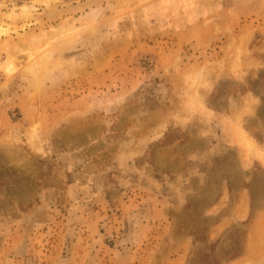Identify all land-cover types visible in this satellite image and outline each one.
Returning <instances> with one entry per match:
<instances>
[{
	"label": "rangeland",
	"instance_id": "1",
	"mask_svg": "<svg viewBox=\"0 0 264 264\" xmlns=\"http://www.w3.org/2000/svg\"><path fill=\"white\" fill-rule=\"evenodd\" d=\"M47 1L118 7L0 68V264H264V0Z\"/></svg>",
	"mask_w": 264,
	"mask_h": 264
},
{
	"label": "bare ground",
	"instance_id": "2",
	"mask_svg": "<svg viewBox=\"0 0 264 264\" xmlns=\"http://www.w3.org/2000/svg\"><path fill=\"white\" fill-rule=\"evenodd\" d=\"M46 2L48 1L46 0ZM44 3L45 2H43V4ZM89 4L75 5V7L79 9V13L77 14V16H67V13L60 14L61 16H59V19L48 24L49 27H46L45 23L41 22V19L43 18L39 17V9L37 10V8H35L32 12V8L27 4H22L19 7L12 5L10 7V10H8V13L3 12L8 17L13 18L17 17L18 15L24 16L30 13L33 17H30L28 20L22 21L20 29H13L18 33L17 36L9 35L4 37V40L0 45V68H3L5 70L4 72L11 74L15 69L16 55L20 52L25 54V56L27 57V61L32 60L33 64L31 62L30 65L33 66V68H35L36 70H40L41 67H43V63L45 61L44 51L49 45H51L55 41H59V39H61V37L63 36L72 34L75 29L87 27V25H90L98 20L102 16L104 8L118 7L117 3L116 6L113 2L110 1H108L105 6L92 7V4ZM84 6H88L87 9L84 8ZM35 11L36 13H34ZM37 23L38 27L35 28V25H37ZM13 30H11L7 25L0 24V34L6 35ZM2 54L3 58L1 57Z\"/></svg>",
	"mask_w": 264,
	"mask_h": 264
}]
</instances>
